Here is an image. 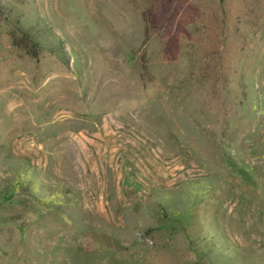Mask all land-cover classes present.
I'll return each instance as SVG.
<instances>
[{"label":"rangeland","instance_id":"1","mask_svg":"<svg viewBox=\"0 0 264 264\" xmlns=\"http://www.w3.org/2000/svg\"><path fill=\"white\" fill-rule=\"evenodd\" d=\"M0 264H264V0H0Z\"/></svg>","mask_w":264,"mask_h":264},{"label":"crops","instance_id":"2","mask_svg":"<svg viewBox=\"0 0 264 264\" xmlns=\"http://www.w3.org/2000/svg\"><path fill=\"white\" fill-rule=\"evenodd\" d=\"M87 139L86 156H66L69 173L73 170L74 175H83V187L90 189V192H102L110 184H120L128 179L129 172L123 168L126 159L121 157L123 163H117L120 156H103L100 152L101 144L93 138ZM100 145V146H99ZM121 172L123 173L122 181L120 180ZM110 179H115L114 182ZM77 184V183H76Z\"/></svg>","mask_w":264,"mask_h":264},{"label":"built area","instance_id":"3","mask_svg":"<svg viewBox=\"0 0 264 264\" xmlns=\"http://www.w3.org/2000/svg\"><path fill=\"white\" fill-rule=\"evenodd\" d=\"M140 235V234H139ZM140 236H143V235H140ZM144 237V236H143Z\"/></svg>","mask_w":264,"mask_h":264}]
</instances>
